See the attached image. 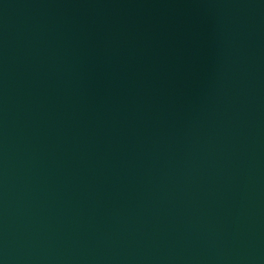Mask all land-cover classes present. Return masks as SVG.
Segmentation results:
<instances>
[{
	"label": "water",
	"instance_id": "water-1",
	"mask_svg": "<svg viewBox=\"0 0 264 264\" xmlns=\"http://www.w3.org/2000/svg\"><path fill=\"white\" fill-rule=\"evenodd\" d=\"M0 264H264V0H0Z\"/></svg>",
	"mask_w": 264,
	"mask_h": 264
}]
</instances>
